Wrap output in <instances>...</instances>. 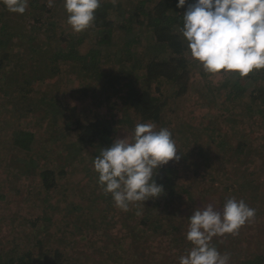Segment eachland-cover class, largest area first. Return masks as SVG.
I'll list each match as a JSON object with an SVG mask.
<instances>
[{
	"label": "trees",
	"instance_id": "1",
	"mask_svg": "<svg viewBox=\"0 0 264 264\" xmlns=\"http://www.w3.org/2000/svg\"><path fill=\"white\" fill-rule=\"evenodd\" d=\"M194 2L195 0H188L183 8H178V0H155L154 3L153 0H126L123 4H119V1L101 0V7L95 13L96 19L93 25L83 32L76 33L72 31L70 26L68 27L70 31L62 28L59 20L56 22L49 21L50 18L56 16L48 15L54 11L53 6H48V1L29 0L26 12L29 14L33 12L35 24L39 26V33L35 32L36 40L34 36L29 35L27 37L20 28L18 30V28L13 27L19 20L20 24L22 21L24 22L25 18L14 19L11 17L12 12L8 11L0 0V32L4 33L6 30V38L2 42L0 41V104H2L1 109L10 110L17 116L15 118L8 114L0 118V126L11 129L8 133L12 142L8 149L11 154L9 158L18 159L21 155L23 158L18 159L21 166H27L29 163L34 164L33 160L36 156L32 150L36 146H42L40 137L45 132L42 133L41 128L37 129L38 125L41 126L39 119L55 118L53 125L58 130L54 136H60L61 143H70L68 145L69 151H66L71 157L73 156V164L84 167L80 173H87L88 171L96 173L93 161L99 155L100 149L112 144V138L110 136L107 138L111 130L109 131L104 126H98L96 121L100 120V116L96 115L95 111L92 113L81 109V103H79L81 100L95 95L101 104L104 102L112 103L115 106L112 110L115 114L112 116L108 114L106 118L110 117L116 121L119 113L116 106L121 99V102L127 103L130 109H134L133 112H129L127 119L132 124H134V120H138L136 124L152 122L159 124L157 130L168 128L171 131V121H178L186 107L183 96L193 88L194 82H197L195 88L199 92V104L204 108H210V111H213L212 106L222 104L225 111L222 112L220 109L217 112L223 114V119H214L216 111L207 115L203 111L207 125L202 127L203 120L201 122L198 120L190 121L196 115L185 113L189 121L179 125V132L182 134H189L190 131L195 130L202 131L200 133L205 132L209 137V140L206 141L207 144L212 145L210 147L212 151L217 152L216 158L219 156L226 165L229 164L235 168L234 165L228 163L229 158L225 162L227 158L225 151L237 149L236 151L241 150V153H245L247 143H241L240 148H227L226 142H231L230 138L227 137V128L241 120L250 127L249 129L245 128L256 135L257 128L260 126L257 122L264 121V70L253 71L244 78H241L238 73L225 72L226 81L219 87L214 86L215 84L202 65L191 57L187 42L179 32V28L183 25V13ZM24 14L18 15L22 17ZM47 21L48 28H54L47 31L50 32L48 34L50 36L46 37L41 31V27ZM39 37H41V42L38 41ZM16 38L21 45L22 43L26 45L29 43V51H32L31 58L37 62L32 64V69L27 70V61L24 59L26 53H22L20 56L14 55L13 60L9 62L11 63L10 69H20L23 72V74L21 73L23 77L18 79L20 85L17 83V78L11 73L12 70L9 71V68L5 70L3 66L4 58L10 55L6 50L16 42L14 41ZM146 48L151 50L149 55ZM197 73L199 74L198 77ZM228 76L234 81H230ZM79 78H85L87 82L83 83L84 80H79ZM194 78L197 80H193ZM245 79H251V82H262L263 87L260 89L249 88L254 84L243 83ZM193 92L195 91L193 90ZM67 93L70 95L69 98H73L74 104L64 97ZM197 102L198 98L195 100V103ZM233 111L239 116L236 117ZM217 121L223 122V126H217ZM136 124L133 125L134 128ZM126 127L130 132H134V128ZM172 136L174 135L172 134ZM197 137L196 134L197 146L192 154L183 153L181 147L176 146L178 154L184 159L190 160V165H186V167L188 172L191 171L192 176L187 181L204 177V175L208 176L209 172L215 171L213 168L216 169L215 163L209 161L210 163L205 165L204 170L195 171L200 166L198 159L202 163L209 159L206 155L202 159L201 157L197 158L199 156L198 151L199 154H203L202 150L204 149L199 146L200 141ZM254 139L257 145L252 147L254 150L252 155L247 154L245 161L242 162V168H238L237 171L235 168L234 175L237 179L232 180L230 185L233 189L225 198L220 199L221 205L216 206L217 209L223 208L228 198L235 197L237 200H244L249 207L257 209V215L261 204L259 200L262 202L263 198L255 199V195L249 193L247 185L252 181H249L251 178L247 180L244 177L249 172L256 174L264 171V132H258ZM46 142L47 140L44 144ZM42 149L44 154L41 158L48 159L49 162L51 150L48 152L46 146ZM253 154L262 158L259 168H256L257 164ZM242 156L240 154L239 158ZM243 159L240 160L243 161ZM66 161L65 158L57 167L48 163L43 165L38 163V168L39 166L40 168L37 173H39L38 176L41 181L37 180L39 182L37 184L44 185L46 188V196L41 199L43 203L51 201L52 196H47L48 192H54L55 189L60 188L62 184H65L62 179L70 176V172H74L73 169L67 170V167L73 164L72 162L66 163ZM208 167L211 169L210 171L207 170ZM251 168L255 170L253 171ZM178 169L179 167L169 164L159 168L155 179L159 185H163L164 192L158 198L146 201L147 204L143 210L144 215L133 223L126 222L128 220L127 214L115 213L118 207H116L112 195L109 193L107 196L109 206L114 210L110 207H97L95 209L99 212L100 224L94 223L92 225L94 234H99L98 237L105 241L104 243H112L124 254L128 252L125 250V238L127 237L125 235L128 234L132 237L133 242H138L141 237H145L146 243L153 249V253L148 255L149 258L153 257L155 252L165 254L160 259L166 261L163 264H169L170 257L177 254L176 252L180 249L185 250L183 255H186L192 244L186 239L187 231L183 229V224L179 223L184 217L182 208L179 206L181 202L187 205L189 203L185 200L184 195L191 202L195 196L192 189L187 190L191 186L189 183L185 189L178 191V178L171 176ZM31 171L35 170L32 169ZM242 176H244V181L240 183L239 179ZM208 188L211 193L219 190L218 187L214 186ZM101 189L105 193L102 187ZM218 193L221 196L222 192ZM200 195L198 194V196ZM206 195L204 193V196ZM92 200L93 205H96L95 198ZM112 202H114L115 207L112 206ZM158 204L163 205V207H159ZM50 205L51 202H49ZM191 209L189 216L195 210L193 207ZM172 218H179V220L174 222ZM46 220L45 216L39 215L35 220L29 221L31 227L22 223L20 231L32 229L33 234L29 235L32 238L24 244L10 241L11 243H8L5 252L2 253L4 256L0 257V262H2L0 264H6L7 261L9 264H71L66 257L61 255L62 253L50 256L49 251L44 247L45 233L48 234L51 229L50 223ZM239 237V233L238 235L226 234L222 238L214 237L211 243L218 250L221 249L219 251L222 254H230L229 264H264V256L261 257V254L255 256L259 254L258 252L252 258L244 255L239 256L242 246L246 245V239L243 238L242 240V237ZM226 240L227 243L223 245L224 249L220 248V242ZM35 244L38 248L42 246L43 249L40 248L42 252L40 250L34 252ZM237 244L238 251L233 249ZM171 246L175 247L170 251ZM134 247L136 248V245ZM166 249L170 253H165ZM132 250L129 251L131 255L135 254V249ZM3 259L6 261L3 262Z\"/></svg>",
	"mask_w": 264,
	"mask_h": 264
},
{
	"label": "rangeland",
	"instance_id": "2",
	"mask_svg": "<svg viewBox=\"0 0 264 264\" xmlns=\"http://www.w3.org/2000/svg\"><path fill=\"white\" fill-rule=\"evenodd\" d=\"M48 1V0H46ZM104 1H112V2H118L119 4L123 2H126V0H104ZM155 0H153L154 3ZM53 12L51 14H48L49 16H56L54 18H50V22H61V27L66 29V31H70L68 29L69 25L67 23V12L64 7V1L63 0H54L53 4ZM33 12L28 13L25 12V14L21 17L17 13H12L11 17L14 19L18 18H25L24 22L22 21L20 24V20L14 24L13 27L20 28V30L24 31L26 36L29 35L34 36L36 38V34L38 32L39 26H36L34 18H33ZM26 22V23H25ZM25 23V24H24ZM54 27L48 28V21L45 23L44 26L41 27V31L44 33V35H48L50 32H47L49 29H53ZM17 30V29H16ZM47 32V34H46ZM39 33V32H38ZM6 30L3 32H0V41L2 42L5 36ZM19 34V32H18ZM45 38V37H44ZM37 40V38H36ZM16 41L10 48H8L6 51L10 53L9 57L4 58V69L8 70L10 69V64L15 57L14 55L17 54V56H20L22 53H26V58H24L26 62L27 70L32 69V64L37 63L36 60H33L31 58V52L29 51V43L22 45L19 43L18 38L14 39ZM39 42H41V37L38 39ZM57 41V40H56ZM55 41V42H56ZM148 55L150 54V49L146 48ZM26 51V52H25ZM32 59V60H31ZM8 65V67H7ZM13 68H11L9 71H11ZM24 70V69H23ZM26 70V72H27ZM199 72V71H198ZM11 73L17 78V83L19 84L18 79L23 77L21 73L23 74L20 69L12 70ZM225 72L217 73V74H209L210 79L213 81L214 86H220L224 81H226L227 77L224 74ZM197 77L199 74H196ZM229 77V76H228ZM79 80H84L83 83H86L85 78H79ZM193 80H197L194 78ZM230 81H234V79L229 77ZM245 84L252 83L254 85L250 86L254 88L260 89L262 86V82H251V79H245L243 80ZM197 82H194L193 88L183 96V100L186 103V107L184 109V112L182 116H180L178 121H171L172 127L171 133L174 135L173 139L176 142V146L181 147V151L183 153L192 154L194 152L196 145V134L198 135V140L200 141L199 146L203 147L202 150L203 154H199L197 158L202 159L204 155L208 156L209 159L206 160L205 163H202L199 160L200 166L195 170L202 171L205 169V165L208 163H215L214 166H216V169L213 173L209 172L208 176L204 175L200 178H195L192 181H187L190 176H192L191 171L188 172V168L186 165H190V160L188 158H183L181 155L179 160H172L168 164L174 165L176 167H179L177 172L172 173V177H177L178 182L177 185L178 191L179 189L183 190L185 189L187 183L191 184L190 188L187 190H193L194 198L191 201H189L185 196V200L188 201V205L181 202L180 208H182V213L184 214L183 219L179 221L180 224H183V229L188 231V224L189 220L188 217L189 214L192 211V207L195 209L196 207H203L207 205L208 203H213L215 206L221 205L220 199L225 198L226 195L229 194V192L233 189L231 185L232 180H236V176L234 175L235 168L236 171L238 168H242V162L245 161L247 154L252 155V152L254 151L252 147L256 146V140L254 139L258 132L261 131L264 132V121H258L259 127L257 128L256 135L255 133L249 132L251 130H247L250 127L244 122L239 120V122L235 123L234 125H231L229 128H227V137L230 138L231 142H226L227 148H240L241 143H247L245 153H241V150H224L225 156H227L225 162L229 158V164H225L219 156L216 158L217 152L212 151V149L207 144L206 141L209 140L208 135L204 133H200L197 130L190 131V133L182 134L179 132V125H183V123H188V117L185 113H193L196 115L195 117L191 118L190 121H202L203 125L202 127L207 125V119L203 116V111L207 115L209 113H212L213 111L215 113L214 119L221 120L223 119V114H220L217 112V110L223 112L225 111L222 104H217L216 106H210L213 111H210V108H204L199 104V92H197L195 85ZM20 85V84H19ZM126 90V89H124ZM193 90L195 92H193ZM192 91V92H191ZM175 93V91H174ZM68 94V95H67ZM64 97L68 98V101L71 103H75L72 97L69 93H67ZM77 96V94H75ZM109 97V96H108ZM198 98V104L195 103V100ZM98 98L95 95H92L88 98H85L84 100H81V109H85L86 112L91 111L92 113L96 112V115L98 114L100 116V120H97L98 126H104L107 127L110 131V134L107 135V138L110 136L112 138V143L117 139H124L127 136L131 137L132 132L127 130V127L129 129L134 128L133 125L138 122V120H134V124L129 122L127 119L129 118V112H133L134 109H130L129 105L125 103L124 101L118 104L116 106L119 110V113L117 114L116 121L113 120L110 117L106 116L109 114V116L114 115L115 113L112 111L114 110L115 106L112 105V103L107 104L104 102L103 104L100 103V101L97 100ZM3 100V99H2ZM201 101V100H200ZM203 103V101H201ZM0 104V118H3L4 116L10 114L13 117H17L16 113L10 112V110L1 109ZM127 105V106H126ZM192 106V107H190ZM219 108V109H218ZM6 110V111H5ZM93 110V111H92ZM244 110V109H242ZM95 111V112H94ZM234 112V111H233ZM242 112V111H241ZM243 113V112H242ZM236 117L239 116L236 114V112L233 113ZM240 114V113H239ZM37 115V114H36ZM35 115V116H36ZM218 115V116H217ZM55 119V118H54ZM53 118H47V119H39L41 126L38 125L37 129L41 128L42 133L44 134L40 137V144L42 146H36L33 148L32 152L35 153L33 160V163H29L27 166H21L20 162H18V159L23 158L21 155L18 157V159H11L9 158L11 156L9 149V146L11 145L10 136L8 133H10V128L7 127H1L0 126V257L4 256L2 253L5 252V248L7 247L8 243H16L21 242L22 244L28 243L32 237L29 235H32L31 232L32 229H21V224L26 223L29 225V221L35 220L37 216H45L47 219L46 221L50 223L51 229L49 230V233H45V237L43 239L44 247L49 251L48 253L50 256L61 254L63 257H66L68 261L71 264H163L166 263L165 260L162 259L165 254L157 253L155 252L153 254V257L149 258V254L153 253L152 247L149 246L148 243H146V238L141 237L138 242H133L132 237H130L128 234L125 238V250L128 252H124L122 250H119L116 248L112 243L106 242L101 240L98 236L99 234H94V229L92 228V225L94 223L100 224L99 222V212L95 210L97 207L99 208H106L110 207L109 201H108V194H105L102 192L101 186L98 182V175H96L95 172L88 171L87 173H80L81 170H83V166H77L76 164H73V156L71 157L69 154H67V151H69L67 143H61L60 136L55 137L54 133H57L58 128L54 127ZM186 120V121H184ZM243 120V119H242ZM155 124V123H154ZM158 126L159 124H155ZM217 126H223V122L217 121ZM247 129H246V128ZM40 129V130H41ZM6 133V134H5ZM8 134V135H7ZM115 137V138H114ZM43 138V139H42ZM47 140V142L44 144V142ZM198 144V142H197ZM250 145V147H248ZM44 146L47 147L48 152L51 150L49 155V162L48 159L41 158L44 154L43 149ZM62 146V147H61ZM12 150V148H10ZM46 149V150H47ZM67 150V151H66ZM201 152V151H200ZM39 154V155H38ZM223 155V153H220ZM242 154L243 156L239 158V155ZM41 155V156H40ZM69 155V156H68ZM72 155V154H71ZM224 156V157H225ZM255 163L257 164L256 168H259L262 162L261 156L257 154H253ZM223 157V156H220ZM17 158V157H16ZM67 159V162H72L73 165H70L67 167V170L70 171L73 169V173L70 172V176L64 177L62 179V182L65 184H62L60 188L55 189L54 192L50 191L48 192L47 196L50 195L51 197V205L49 206V202L43 203V197L46 196V188L43 185H38L37 180L39 182L41 181L39 179V176L37 173L39 171L38 163H41V165L48 163L52 166H59L62 163V160ZM243 159L240 160V159ZM204 160L206 159L203 158ZM21 160V159H20ZM210 161V162H209ZM17 164V167H16ZM196 165V164H195ZM212 165V164H209ZM237 165V166H236ZM73 166H76V168H73ZM213 166V165H212ZM27 167H29L27 169ZM194 167V166H193ZM31 168V169H30ZM23 169V170H21ZM34 169L35 171H31ZM208 171L211 169L208 167ZM251 170H255L251 168ZM23 171V172H21ZM26 172V173H25ZM93 175H92V174ZM11 175V176H10ZM15 175V176H12ZM92 175V176H91ZM91 176V177H90ZM233 176V177H232ZM208 177V178H206ZM242 176L239 179V182L242 183L243 180ZM259 177V178H258ZM236 178V179H235ZM251 178L252 183L247 185V190H249L250 194H254L255 199H262L260 201L259 210L257 213V217L254 218L251 222L245 224L239 229V235L242 237V240L244 238L245 244L242 246V250L240 252L242 256L250 257L252 258L257 252L259 254H256L255 256H258L261 254V257L264 255V171L262 173L257 172L256 174H253V172H249L244 179ZM213 179H216L215 181ZM187 181V182H186ZM211 181V183H210ZM38 182V183H39ZM88 185H87V183ZM183 185V186H182ZM39 186V187H38ZM214 186L218 187L219 190L216 192H209L211 191L208 187ZM245 186V185H244ZM239 187H242L239 185ZM43 189V190H41ZM19 191V192H18ZM218 192H222L221 196ZM204 193L207 194L204 196ZM198 194H201L198 196ZM90 196V197H89ZM220 197V198H219ZM93 198L97 201L96 205H93ZM253 198V197H251ZM217 200V201H215ZM112 202V206H114ZM147 204V203H145ZM145 204L143 202L133 203L129 205V210L124 211L120 208H117L115 210V213L120 214H127L128 220L126 222L133 223L136 219H139L142 215H144L143 210L145 209ZM159 207H163V205L158 204ZM91 207V208H90ZM111 208V207H110ZM114 210L113 208H111ZM220 208H218L219 210ZM222 209V208H221ZM140 212V215H137V212ZM257 212V209H256ZM114 213V214H115ZM179 218H172V221L176 222ZM113 225V220H112ZM30 226V225H29ZM31 227V226H30ZM37 228V227H36ZM185 231V232H186ZM27 236V237H25ZM34 237V236H33ZM167 237V236H166ZM239 237V238H240ZM246 237V238H245ZM222 238V237H221ZM111 239V238H108ZM166 240V239H165ZM168 240V239H167ZM11 241V242H10ZM32 241V240H31ZM237 242V241H236ZM34 244V242L32 241ZM104 243V244H103ZM155 243V241H154ZM227 243L226 241L220 242V248H223V245ZM230 244V243H228ZM259 244V245H258ZM36 245V244H35ZM136 245V248L134 247ZM172 248L170 251L175 247L171 246ZM42 246H39V248L36 247L33 248L34 252L36 253ZM135 249V254L131 255L129 251L132 249ZM240 248V247H239ZM229 250V247L227 248ZM236 251H238V244L233 247ZM150 250V251H149ZM157 250V249H156ZM221 250V249H219ZM133 251V250H132ZM185 250L182 251V249L178 250L174 256H171L169 259V264H179V258L183 255ZM42 252V251H41ZM165 253H170L168 249L165 250ZM188 253V252H187ZM263 253V254H262ZM46 256V255H45ZM131 256V257H128ZM153 258V259H152ZM147 259V260H146ZM151 259V260H150ZM6 259H3V262H5ZM2 263V262H0ZM6 264H9L8 261Z\"/></svg>",
	"mask_w": 264,
	"mask_h": 264
},
{
	"label": "clouds",
	"instance_id": "3",
	"mask_svg": "<svg viewBox=\"0 0 264 264\" xmlns=\"http://www.w3.org/2000/svg\"><path fill=\"white\" fill-rule=\"evenodd\" d=\"M2 2L17 14H24L29 6V0ZM187 2L178 0L177 7ZM53 3L48 0L49 7ZM64 7L68 25L79 33L93 25L101 0H64ZM179 32L191 57L209 74L223 71L244 78L264 70V0H195L183 13ZM178 153L168 128L157 130L152 122L137 123L131 137L100 149L93 165L103 191L111 193L116 207L128 211L130 204H145L163 194V185L155 177L161 166L180 159ZM255 215V209L235 197L228 198L219 210L213 203L196 208L188 217L186 234L192 247L179 258V264H229L230 254H222L211 241L238 235Z\"/></svg>",
	"mask_w": 264,
	"mask_h": 264
}]
</instances>
